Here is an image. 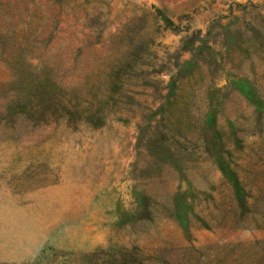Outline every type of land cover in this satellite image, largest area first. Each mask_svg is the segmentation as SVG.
<instances>
[{
  "label": "rangeland",
  "instance_id": "1",
  "mask_svg": "<svg viewBox=\"0 0 264 264\" xmlns=\"http://www.w3.org/2000/svg\"><path fill=\"white\" fill-rule=\"evenodd\" d=\"M0 264H264V0H0Z\"/></svg>",
  "mask_w": 264,
  "mask_h": 264
},
{
  "label": "trees",
  "instance_id": "2",
  "mask_svg": "<svg viewBox=\"0 0 264 264\" xmlns=\"http://www.w3.org/2000/svg\"><path fill=\"white\" fill-rule=\"evenodd\" d=\"M156 13L160 14L164 21L167 20L166 16L163 12H161V10H156ZM254 32V35L258 36V32ZM128 38L130 39L128 43L129 48L122 56L123 60L116 62L109 68V83L107 86L109 92H113L119 87L120 76L125 74L129 69H133L134 64H136V61L140 60L141 57L147 53V45L151 42V37L149 36H147L146 38H142L140 36L133 38L132 36H129ZM184 48H187V51L189 52V58L183 60L180 64H177L175 73L172 77L169 78V82L167 84L168 92L164 97V104L159 109L160 112H170L171 107L176 103V97L179 94L181 81L183 79H186L187 76L191 75L192 71L196 69V67L198 66L199 59L210 55L209 51H207L208 47L203 41L198 46L193 47V45H191V40L188 39V41L185 42ZM246 90V93L250 94L251 99H253L254 103L260 104V101L258 100L255 92H253V90L251 89ZM179 122L180 120H176V123ZM172 128L170 127V132L179 131L178 127ZM158 133H155V136L158 135L159 137H163L160 131H158ZM199 138L201 139L204 149L210 155H212L213 157H218L220 155L221 143L218 140L217 130L215 129V117L210 112L206 113L203 118L199 130ZM169 155L174 159L175 162H181L182 160L178 156L173 155L172 152H169ZM229 176L236 200L240 206H244V197L242 195L243 186L235 172L232 171V169H229ZM177 208L178 207L176 206V204H174L173 210H177Z\"/></svg>",
  "mask_w": 264,
  "mask_h": 264
}]
</instances>
